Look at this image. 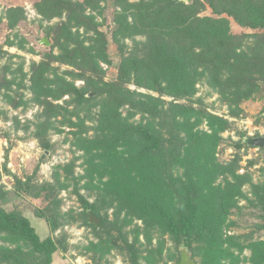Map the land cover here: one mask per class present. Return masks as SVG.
<instances>
[{"label":"trees","instance_id":"trees-1","mask_svg":"<svg viewBox=\"0 0 264 264\" xmlns=\"http://www.w3.org/2000/svg\"><path fill=\"white\" fill-rule=\"evenodd\" d=\"M107 2L35 1L42 22H58L48 24L45 38L52 42L43 44L41 60L21 77L9 63L13 56L1 61L0 46L3 100L14 109H41L34 122L21 125L15 117V129L34 127L42 162L45 152L55 150L51 133L61 128L70 129L73 154L81 153L61 169L63 180L53 172L54 184L15 178V194L44 197L47 204L35 215L52 234L75 221L88 228L94 240L82 254L92 264H111L107 255L113 251L125 264H180L182 254L193 264H264V241L235 235L230 219L240 202L264 213V176L254 183L249 172L238 173L246 149L256 147L246 144L250 137L234 123L213 114L202 96L195 97L196 85H205L235 119L244 101L261 91L264 97V0H109L116 26L111 39L122 56L110 82L99 65L113 62L97 21ZM3 19L12 34L25 19L23 9H8L0 24ZM232 23L242 30L232 32ZM15 44L7 37V47ZM63 65L72 69L57 73ZM67 77L84 84L78 87ZM131 83L135 90L128 88ZM24 90L31 94L27 101ZM65 95L69 100L54 104ZM227 131L238 139L231 142V159L220 162L216 153ZM257 162L247 160L245 169ZM76 167L81 174L75 175ZM69 188L77 213L61 211L58 195ZM7 194L0 183V264H53L54 254L70 251L66 234L41 237L19 209L6 211ZM90 215L99 219L97 225ZM261 219L258 230L264 229Z\"/></svg>","mask_w":264,"mask_h":264},{"label":"rangeland","instance_id":"rangeland-1","mask_svg":"<svg viewBox=\"0 0 264 264\" xmlns=\"http://www.w3.org/2000/svg\"><path fill=\"white\" fill-rule=\"evenodd\" d=\"M35 1L37 0H0V17H2L8 9L13 8H22L25 16L24 21L15 28L12 34L8 31L4 19L0 24V46L3 47V52H5L1 61L5 63L9 59L7 54L13 56V58L9 59V63L12 70L17 73L15 75L18 77H21L22 73L28 74L29 67L32 62L38 63L41 60V55L47 50V48L43 44H40V41L42 39H46L45 30L48 27V24L53 25L58 22L57 20H53L50 23L42 22L40 16L33 8V3ZM107 1L108 4L106 6V10L103 12V16L101 18H97V21L101 24L100 31L105 34L109 43L107 54L109 59L113 62L111 67H108L103 63H99V65L105 71L104 81L110 82L117 75V65L122 56L120 53L121 49L111 39L112 32L115 30L116 26L113 21L114 8H112L109 0ZM104 17L105 20L103 21ZM129 22H131V19H129ZM231 26L232 32L234 33L242 30L237 28L235 23H232ZM16 35L17 39H14V36ZM7 37H10V39H12L16 44L7 47L5 45ZM20 40L23 43H18ZM46 40L50 43L52 42L50 39ZM136 40L142 39L137 37ZM124 45L126 46L128 53L132 42L127 39L124 41ZM55 54H58L57 51ZM69 69L71 70L72 68L63 65L57 73L60 74ZM10 76L11 75L7 74V79H10ZM67 80L74 81L75 85L78 87L84 84L81 79L72 80L71 77H67ZM128 88L135 90V86L132 83L128 86ZM196 89L198 91L195 97L202 96L206 107L213 114L218 117L226 118L230 122L234 123L237 130L239 129L242 132L247 133L250 138L264 137V118L261 117L262 107L264 105L262 91L257 93L252 99L244 101L239 106L240 109L243 110V113L235 119L227 116L229 110L228 106L222 103L218 94L209 92L208 87L202 84H197ZM140 92L144 93L145 91L140 90ZM2 93L1 95H3ZM1 95L0 183L4 186L5 191L8 193L6 203L3 207L6 211L19 209L27 218H29L31 224L36 228L41 237L51 235L55 238L61 234H66L69 237L68 242L70 245V251L65 254H62L61 252L54 254L53 264H92V261L89 258L84 257L82 254V247L94 240L88 228L81 226L80 222L75 221L66 224L62 229L52 234L50 232L49 225L35 215V210L41 209L47 204L44 197L41 196L40 198H33L30 196H18L14 192L15 178L24 180L29 177L33 182H37L38 185L45 182L54 184L52 175L54 171H57L61 173L60 178L62 180L64 179V173L61 171L63 166L69 163L74 155L78 157L81 154L78 152L73 154L74 148L70 143L71 135L68 134L70 129L61 128L62 133H51L50 139L51 143L55 147V150L51 155L48 152H45V160L42 162L43 150L39 147L37 140L33 137L34 127L30 125V128L27 131H24L23 129L16 130L14 127L15 117L18 118L21 125L25 124L26 121L34 122L36 113H38L41 109L33 105H30L26 110H23L22 107L14 109L11 103L3 100ZM30 98L31 94L24 90L23 100L27 101ZM164 99L168 100V98ZM66 100H69L68 95H65L61 100L54 102V104L62 105ZM97 109L98 107L94 108V111L92 112L94 113ZM135 119H137V117ZM87 125L90 126L92 124L87 122ZM202 128L207 129L205 124L202 125ZM89 135H91V133H89ZM222 137L225 139L224 143L220 146L222 147V150L220 149V152L217 151L216 153V157L220 162L231 159V156L235 152L234 149L230 148L231 142L238 139L235 131L224 132ZM262 148H264V146ZM259 149L260 148L246 149V154L242 157L240 163L241 168L238 171L239 174L246 171L249 172L252 175L254 183L260 181L264 176V160L262 157L264 156V150L260 151ZM6 152H8L7 155ZM249 159L257 160L258 162L254 167L246 170L245 165ZM80 162L81 161H78L77 164ZM38 165H40L39 169L36 170ZM4 166H6V168H4ZM81 173L80 167H76L75 175ZM246 190L247 187L244 191ZM81 193L84 194V191H81ZM87 198L90 202L93 201V197ZM58 199L62 201V213H68L70 210L75 213L81 211L76 196L71 194V188L60 191ZM240 206L241 210L234 211V213L230 216V219L236 222V227L233 233H235V235H240L241 237H252L253 239L264 241V229H257L258 226L263 223L261 218L264 216V213L259 209L247 206L245 202H240ZM135 223L141 225L140 222ZM128 230L129 228H127V231ZM140 241H143L142 236H140ZM153 243H156L155 239L153 240ZM167 246L171 247L172 244L168 242ZM248 256L249 252L245 251L243 257ZM107 259L111 264H125L121 255L115 251L110 252L107 255ZM142 264H145V262L143 261Z\"/></svg>","mask_w":264,"mask_h":264},{"label":"water","instance_id":"water-1","mask_svg":"<svg viewBox=\"0 0 264 264\" xmlns=\"http://www.w3.org/2000/svg\"><path fill=\"white\" fill-rule=\"evenodd\" d=\"M40 44H45L46 46L50 45V43L46 39H42L40 41ZM245 142L247 145L251 147L262 148L264 146V137L246 138ZM89 222L97 225L99 223V219H96L94 216L90 215ZM180 264H193V263L188 260L187 256L182 254Z\"/></svg>","mask_w":264,"mask_h":264},{"label":"flooded vegetation","instance_id":"flooded-vegetation-1","mask_svg":"<svg viewBox=\"0 0 264 264\" xmlns=\"http://www.w3.org/2000/svg\"><path fill=\"white\" fill-rule=\"evenodd\" d=\"M252 138H254V137H252Z\"/></svg>","mask_w":264,"mask_h":264}]
</instances>
